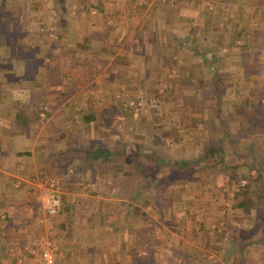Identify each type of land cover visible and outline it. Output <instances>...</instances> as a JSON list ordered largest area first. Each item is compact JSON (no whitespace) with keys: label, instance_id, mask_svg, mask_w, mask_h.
<instances>
[{"label":"crops","instance_id":"0c3cea01","mask_svg":"<svg viewBox=\"0 0 264 264\" xmlns=\"http://www.w3.org/2000/svg\"><path fill=\"white\" fill-rule=\"evenodd\" d=\"M134 1L135 4L129 5L124 0H104L101 13L94 9L81 11L82 16L84 13L87 18L80 22L76 13L66 15L63 22L54 19L56 22L52 28L56 29V39L60 38L71 51L70 67L76 66L82 72L83 80L104 79L103 86L98 87L96 92L106 94L127 89V83L116 79L130 75L140 64L139 61L146 57L151 62L155 56L158 63L160 59H174L175 49L170 47L168 55H165L163 50H159V44L168 47L176 38L182 43L185 61L195 65L198 55L199 60L213 64L217 76L251 78L259 74L264 77V72L253 67H246L243 73L238 67L245 60H255L249 50L251 45L264 42V0L258 5L256 2L260 0H217L208 7L205 6L208 0H185L182 4L180 0H160L169 2L170 8L168 5L161 7L164 10L158 9V0ZM58 9L53 4L47 13L54 15L57 11L54 17L59 19ZM125 12H131L129 18L124 17ZM170 12L184 19L174 25ZM222 12L228 15V22L218 21L217 14ZM134 14L133 20L131 16ZM46 25L50 28L48 22ZM228 44L232 47L227 54L217 55L216 52H223V46ZM63 54L60 59H68L65 58L68 51ZM214 56L217 57L214 59ZM14 59L11 57L9 60ZM223 59L239 63L222 68ZM158 63H151V66L156 68ZM9 70L10 67L0 69V234L7 243V249L0 255V264H39V252L45 247L52 249L58 264H211L209 259L216 254V250L220 251L219 247L211 242L212 238L209 239L207 233L204 234L205 230L191 229L184 217L182 220L186 223L182 221L181 225H177L178 230L171 231L167 236L170 239L166 246V259L159 262L153 257V249L157 245L149 242L154 238L146 230L151 226L144 223L147 216L141 208L144 203L142 197L129 202L127 198L111 197L109 189L104 190V186L98 184H78L65 176L56 178V171H73L78 165L76 155H72L73 159L67 164L71 169L66 165L63 168L65 163L62 165L63 162L58 160L63 156L66 140H73L78 135L77 128L67 130L69 135L64 134L67 125L73 126L79 121L74 120L76 115L71 113L73 107L79 106L78 100H74L73 95L62 100L67 95V89L64 90L61 84H32L35 76L43 75L37 71L33 76L26 77L23 71L18 74L7 72ZM208 70L203 68L201 72L197 68L196 71L200 77H206ZM78 75L73 78L78 79ZM67 76L62 75L63 79ZM242 87L241 90V86H230L231 93H244L241 102L239 96L234 95L226 102L231 105L234 114L238 113L236 108L251 91L248 86ZM74 90L77 95L80 93V89ZM85 90L87 101L88 97H92L90 93L93 90L84 84ZM104 99L101 97L96 102L108 109ZM90 101L88 99L84 108H90ZM207 105L211 106V103ZM64 109H70L71 112L66 113L72 117L70 120ZM238 115L235 114L238 121L246 119ZM241 123L242 129L251 130L247 135L253 140L257 127L252 128L246 122L251 127L248 128ZM57 130L60 132L55 133ZM81 137L84 142L95 140L93 133L87 132ZM53 181L59 184L56 186ZM94 186L97 187L92 188ZM52 197H58L60 203L56 213L48 214L46 208ZM128 202L140 210L130 206L126 212ZM190 202L186 200L183 204ZM250 217L255 221L253 213ZM252 226L245 232L241 231L245 238L239 232L228 235L230 246L234 244L236 253L243 247L259 244L261 233ZM258 236L259 240L255 239ZM147 250L150 254H146ZM32 252L37 255L34 260L30 257Z\"/></svg>","mask_w":264,"mask_h":264},{"label":"rangeland","instance_id":"374dc122","mask_svg":"<svg viewBox=\"0 0 264 264\" xmlns=\"http://www.w3.org/2000/svg\"><path fill=\"white\" fill-rule=\"evenodd\" d=\"M124 1L126 3L128 0ZM215 1L217 0H208L207 5L205 6L208 7L210 4L213 5V2ZM183 2H185V0L182 2L180 0V4ZM259 3L261 4L262 0L256 2V5ZM131 4H135V2H130L129 0V5ZM51 5H53L52 0H0V14L3 18L5 11H9L10 14H13L17 11L16 8H19L21 16L17 24L14 23L13 26L7 25L5 27L11 32L8 38H6L8 40L7 43L9 42L11 48H9L8 45L0 43V69H7L10 67V70L7 72L20 74L23 71L26 77L29 75L33 76L36 71V73L43 74L44 76L39 75L38 77H34L35 80L32 83L34 85H45L46 83L45 86H52L55 84H58L59 86L61 84V86L64 87V90L67 89V91H65L67 95L63 96L62 100L67 98L70 99L71 95H73L74 100H78V102H76L79 106H75L76 108L71 107L72 112L70 109H64L65 115L69 111L76 115L73 118L76 121H78L80 111L88 110V108H84V105L88 103V99L91 100L89 109L96 111L99 116L94 123L83 124L82 126L80 125L79 129L77 127L78 135H76L77 137L74 136L75 138L73 139V142L75 141V143L72 142L71 145L75 146L77 143H80V145L85 143L106 145L109 147L113 158L109 161L101 163V167H91L90 169H86L85 167V170L78 168L77 172H61V170H59L54 173V176L59 179L64 176L69 177V179L73 180V182L74 180L77 181L78 184H98V186H104V190H107L106 188L109 189L111 197H115L113 194L123 188L121 184L124 182L127 185V193L132 195V199H135L136 197L143 198L144 203L141 204V208L144 210V216H147L146 221L144 218V223H148L151 226L147 227L146 230L150 231L154 238L153 240L149 239V242H152L154 246L157 245L156 248L153 249V257H155V259L159 262L166 259V246L169 244L168 239H170L167 236H170L171 231L178 230L177 225H181L180 223L186 219L188 223H190L191 229L205 230L204 234L207 233V235H209V239L212 238L211 242L215 243V246L219 247L220 251L216 250V254L212 255L209 259V263L259 264V262H263L264 264V239L259 240L260 236L255 238L259 240L258 245L243 247L238 251V253L235 252V247L233 246L234 244L230 246L231 242L228 240L229 234H236V232L241 234L242 230L245 232L246 229L252 226L253 217H250L252 214L251 212L250 214H246L239 211H233L229 208V205L233 189H235L236 186L241 185L243 183L242 180H257V175L254 171L255 167L261 173V178L258 180L262 181V184H251L248 194L251 196L264 194V106L257 104V102L252 103V107L254 109L253 114L243 117L246 118V121L244 120L242 122L244 123V126H247L246 122H248L252 128L254 126L257 127V135L255 134V138L253 139L254 145H252V141H249L251 139L247 142L242 141L241 143H237V147L235 142L229 143V151L226 153L225 160L231 161V163H235L238 160V162L242 164L241 168L237 167L230 169V167L226 168L224 165H218V167L214 169L201 168L197 171V175L193 173L192 178L194 179H190L188 182H174L165 185L158 184L159 186L156 184L154 187L155 191L152 190V188L144 187V184L149 182V179L144 174V171L146 169H150V171L153 172V168L156 166L155 164H151V160L147 159V156H152L151 154H154L155 149L162 150H158L159 153H165L163 156H165L164 158H166L168 163H173L175 158H180L186 160L187 165L190 163V158L196 156L197 152H199V147L196 146V139L183 134L181 132L183 129L181 128H179L181 131H178V135L173 137V141L166 138L162 141L161 139L155 137V134L163 132L164 129H167L165 123L166 120H168L164 114H160V111H158L159 106L157 103L159 102H157V98L160 101L169 98L178 99L180 94H185V97L187 96L189 98L192 94L191 91H189V88H184L183 85V88H178V85H176V87L172 86L173 88L169 87L165 89L163 83L160 85L158 81V78L163 77L164 70L159 69V64L156 68L151 66V63L154 62H150V60L146 57L139 61L140 64L137 68H134V71L129 73L130 75L124 77V79H116L117 81L127 83V89L123 88L122 92H110L106 94L96 92L98 87L103 86L104 79L90 78L88 80H83L84 77L82 72L78 71L76 66L70 67L69 62L71 51L69 46H65L60 38L56 39V29L52 28V25H54L56 21L60 20L63 22L66 15L69 16V14L72 15V13L75 15V7L74 9H70L72 7L69 6L64 9L59 8L58 13H60V16L58 19L57 17H54L53 14L51 15V13H47V11L51 8ZM124 15V17L129 18L131 12H125ZM77 16L79 22L87 18V15L83 13L82 16L80 11ZM135 16V14L131 16L133 20L135 19ZM217 16L218 21H229L226 13H218ZM39 18L41 20H39ZM54 19L56 20L55 22ZM4 21L6 22V17ZM46 22H48L50 28L47 27ZM164 29H166V27H164ZM81 31L85 30L81 29ZM168 36L171 37L169 34ZM179 41L180 39L176 38L173 45L170 44L171 46L168 45V47L163 44H159V50H163L165 55H168L167 52H169L170 47L175 49L174 55L176 56V61L178 62L177 68L179 70V76H181L180 82L181 84H185L189 81L190 75L193 77L200 76L197 74L196 64L193 65L191 62L184 60V49ZM20 42L24 43L21 47V50L23 51L22 54L20 52L18 53L19 50H14L13 47L16 46V48H18ZM25 44H29L30 48H27ZM195 47L198 48V46ZM251 47L252 49L249 50L253 52L255 60L253 62H246L243 58V60H245V62L243 61L244 69L246 67H253L258 69L257 71L259 72H264V42H261L260 45L255 43L251 45ZM233 48L235 47L233 46ZM67 51L68 54L65 55V58L68 59H60L61 55H64L63 52ZM24 52L27 53L23 55ZM45 53L49 54V57H47ZM245 54L246 53H244L242 57H244ZM56 55L57 58L55 59ZM250 56L251 55H249V57ZM2 57L4 58L3 60L1 59ZM11 57L15 59L9 60ZM201 61L204 68L208 70L211 63L207 64L204 60ZM223 61L227 62L229 65H236V63H239L231 60L229 61V59H223ZM46 62H49V68L45 67ZM130 63L134 64L133 62ZM61 66L63 67L61 68ZM238 67H241V65ZM201 72H203V69ZM61 74H68L69 76L63 79L64 77H62ZM77 74H80L77 76L78 79L73 78L74 75ZM210 75H212L213 79L218 81L219 84L224 85V93H222L227 95L231 94V85L241 86V90L244 88L242 86H249L250 90L254 88L255 92L257 91V88H263L264 85V77H261L259 74L252 76L251 78L241 76L237 77L233 75L221 77L217 76V74L214 73V70L211 71V73L209 72V75L206 77L199 78V81H205ZM178 77L176 79H171L172 81L174 80L171 82L173 85ZM14 79L19 81L18 78ZM84 84H87V86L89 85L90 89L93 90V92L90 93V96L92 97H88L87 101H85L87 97V90L83 91ZM76 88L80 89V93L78 94L79 96L75 93L74 89ZM58 89L60 90V87H58ZM243 94L244 93H237V95L234 96L239 95L241 102ZM101 97L105 98L104 102H107L108 109L103 106L101 107V105H99L100 102H96L99 101ZM206 102L211 103V106L208 107H212L207 109L209 110V113L207 111L206 114L207 117L215 113V109L213 108L215 100H207L205 103ZM228 104L229 103H226L222 99V106H220V113L222 116V111L224 112V115L226 112L231 113L230 115L234 114V110L231 105ZM232 106L234 108V105ZM217 107H219V102H217ZM167 108L172 111L176 109V106H172L170 104ZM235 114L238 113L235 112ZM66 116L68 117L67 119L72 118L69 115ZM173 116L178 119L180 118L179 115L175 113ZM46 117H49L48 114H46ZM171 117H169V119ZM255 119H260L261 121L257 122ZM76 124L73 126L67 125L66 130H75ZM254 124H258L260 126ZM240 128L242 129L243 127ZM58 132H60V130L55 133ZM87 132L93 133L95 138L94 141L84 142L82 140L83 138L81 136H85ZM69 133L70 132L68 131V133L64 134L67 135ZM71 141L72 140L67 141L69 145ZM242 145L244 147H242ZM73 146L70 147L73 148ZM68 149L69 151L66 152L65 146V148L62 149L63 156L58 158L59 161L61 160L63 162L62 165L65 163L63 168H65V165L66 167L69 166L67 164L70 163L74 155L78 157L76 158L78 163L81 161V151L77 149ZM248 165L251 167L249 168ZM68 168L71 169L70 166ZM140 171H143L142 174ZM165 173L166 168L162 170L160 169L156 176H160ZM54 181L52 184L57 186L59 182L57 184V182ZM128 184L130 185L128 186ZM95 187L97 186L92 188ZM132 187L135 189L130 192ZM155 194H157V197H152ZM127 200L131 201V199ZM186 200L191 202L183 204L186 203ZM129 202V205L125 208L126 212L130 209V206H133V203ZM151 202H154L155 204L151 205ZM133 207H137L138 210H140L138 206ZM183 223L186 222L183 221ZM179 228L181 227L179 226ZM156 241L157 243L155 244ZM227 244L229 247L233 248V250L231 249L230 251ZM36 256L37 255L33 252L30 254L32 260L36 259Z\"/></svg>","mask_w":264,"mask_h":264},{"label":"trees","instance_id":"16d2710c","mask_svg":"<svg viewBox=\"0 0 264 264\" xmlns=\"http://www.w3.org/2000/svg\"><path fill=\"white\" fill-rule=\"evenodd\" d=\"M132 2H135V1H132ZM52 3L56 4L59 8H62V9H64L67 6L69 7L73 5L76 7L78 6L80 8H78L77 10L75 9L74 11L76 12V15L79 14V11L81 12L87 9H94L95 12L101 13L104 7L103 6L104 0H52ZM127 3L129 4V0L127 1ZM157 5H159L158 6L159 10L160 9L164 10L161 7L163 6L166 7L167 5L169 6V2L167 1L162 2L158 0ZM168 8H170V6ZM16 9L17 11L14 12L13 14H10L9 11H5V14H3L4 18L0 14V43L8 45L9 48H11V46L9 42L7 43L8 40L6 38H8L11 32L7 30L5 27L7 25L13 26L14 23L15 24L18 23L21 16L19 13V8H16ZM55 13H54V16H55ZM170 14H171V18L173 17L174 19V25H177L179 22H181V20L184 19L181 16L176 15L175 12H170ZM57 15L60 16V13H57ZM5 17H6V22L4 21ZM39 20L41 19L39 18ZM22 44L24 43L20 42L18 48H16V46H13L14 50L15 49L17 51L19 50L18 53L20 52L21 54L23 52L21 50ZM25 46H27V48H30L29 44L28 45L25 44ZM223 47H225V50L221 53L216 52L217 55L222 54L225 56L226 52H228L232 46L228 44ZM217 51L219 50L217 49ZM26 53L27 52H24L23 55ZM153 54H155V50H153ZM210 54H213V53H210ZM46 55L47 57H49V54H46ZM216 57L217 56H214L213 58L215 59ZM154 58H152V62H154V65H155L158 63V61H157V58L155 59ZM174 58L175 59L164 58L165 60L164 59L159 60V63H158L159 69L164 70L163 77L158 78L159 84L161 85L163 83L165 89L169 87L170 88L176 87V85H178V88H183L184 86V88H189V91H191L192 94L191 95L189 94L190 95L189 98L187 96L185 97V94H182V95L180 94L178 99L169 98V99H164L160 101L157 98V102L160 103V104L157 103L159 106L158 111H160V114H164L168 120H166V123H165V126H167V129H164L163 132H158L157 134H155V137L158 139H161L162 141L165 138L171 139V141H173L174 140L173 137L178 135V131H181L179 128H181L183 129V131H181L183 134L187 135L188 137L190 136L194 137L196 139L197 141L196 146L199 147V152H197L196 156L190 158L189 165H187L186 160H183L180 158H177V159L175 158V161L173 163H168L166 161V158H164L165 156H163L165 155V153L164 152L159 153V151H162L159 149H155L154 154H151L152 156L148 155L147 159L151 160L152 165L155 164L156 166L153 168L154 170L153 172L150 171V169L149 170L146 169L144 171L145 172L144 174L149 179V182L145 183L144 187L152 188V190L154 191H155L154 187L156 184L165 185V184H171L174 182H179V183L182 181L188 182L190 181V179H194L192 178L193 173L197 175L198 173L197 171H199L201 168L214 169L218 167V165H222V166L224 165L226 168L230 167V169L237 168V167L241 168L242 164L238 162V160L235 163H231V161L225 160L226 153L227 151H229L228 149L229 143L235 142L236 147H237L238 145L237 143H241L242 141L247 142L248 139H251L250 135H247L248 134L247 132H251V130L240 128L243 126V125L240 126V123L243 122L242 119L241 121L239 119L240 121L239 123V121L236 120L237 117L235 115L232 116L230 115L231 113L229 112H226L224 115L223 111H222L223 113V116H222L220 113L221 112L220 106L217 107V102L221 104L222 99L225 102L230 101V97L233 95H237V92L231 93L228 95L223 94L224 85H221L219 84L218 81L214 80L212 75H210L209 78L203 82L199 81V78L201 77H193L190 75L189 81H187V83L185 84H181L180 82L181 76H179V70L177 68L178 62L176 61V56ZM217 60L220 62V59L217 58ZM195 64H196V68H198L199 71L204 68L202 61L198 59V55L195 60ZM221 64H222V68L228 66V63L224 61H222ZM45 67L47 68L50 67L49 62H46ZM213 70H214V66L211 63V66H209L208 71L211 73V71ZM242 70H244L243 63H241V72L243 73ZM177 77L178 79L173 85L171 82H173L174 80L172 81L171 79L173 78L176 79ZM163 92H167V91H163ZM207 100H210V101L215 100V104L213 107L215 109V113L211 116L206 117L207 111L209 113V110L207 109L212 108V107H208L209 105H207V103L205 104V101ZM242 102L243 103H241V105L238 106L235 110V111L238 110V114H239V115L237 114L238 117H240V115H243L242 117L244 116L247 117L248 113L253 114L254 109L252 107V103L254 102L255 103L257 102V104L264 106V85H263V88L262 87L257 88L256 92L253 88L251 92L248 94V96H246ZM170 104L172 106H176V109L172 111L168 110L167 106ZM216 111H218L219 113ZM174 113L179 115L180 121L178 118L173 116ZM79 114H80L78 117L79 121L76 124V128L78 127V129L80 125L82 126L83 124L85 125V124L94 123L97 117L99 116V114L96 111L91 110V109L80 111ZM169 117L171 118L169 119ZM255 120L261 121L260 119H255ZM248 128H251V127H248ZM65 132L68 133L67 130H65ZM70 140L71 139H67L66 141H70ZM72 142H70V145L68 142H66V152L69 151L68 148L72 150L77 149L82 152L80 156L81 161L73 169L72 172H77L78 168L85 170V167L86 169L87 168L90 169L91 167L92 168L101 167V163H103L104 161H109L113 159L111 155L112 153L110 152L109 147L106 145L96 144V143L95 144L85 143V144L80 145V143H77L75 144V146H73V148H71L70 146H72L71 145ZM73 143H75V141ZM252 145H254L253 140H252ZM242 147L244 146L242 145ZM248 167L250 168L251 166L248 165ZM164 168H166V173L160 176H156L157 172L160 169L162 170ZM254 171L257 175L256 176L257 180H254V179L242 180L243 183L241 185L236 186V188L233 189L232 191L229 208L232 209L233 211H239L241 213H246V214H248L249 212L253 213L255 217L254 218L255 221H253L254 225L252 226V228L260 231L261 233L260 240H263L264 239V194L255 195V196H251L248 194L251 184H257V183L262 184V181L258 180L261 178V173L257 170L256 167L254 168ZM142 172L143 171H140L141 174ZM141 178H142V175H141ZM118 184H121V183H118ZM129 185L130 184H128V186ZM121 186L123 188H121V190H119L117 193L113 195L117 198L132 199V195L127 193L128 192L126 190L127 185L123 182ZM134 189L135 188L132 187L130 189V192L134 191ZM152 197H157V194L153 195ZM244 236L245 235L241 233V237L243 238ZM6 244H7L6 241L0 234V255L7 249ZM146 254H150V251L147 250Z\"/></svg>","mask_w":264,"mask_h":264},{"label":"built area","instance_id":"2783aa9c","mask_svg":"<svg viewBox=\"0 0 264 264\" xmlns=\"http://www.w3.org/2000/svg\"><path fill=\"white\" fill-rule=\"evenodd\" d=\"M59 203L60 202L58 197H52V199L50 200V205L46 208V212L48 214L56 213ZM39 264H58L55 260L54 252L51 248L45 247L40 250Z\"/></svg>","mask_w":264,"mask_h":264}]
</instances>
